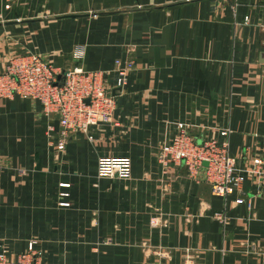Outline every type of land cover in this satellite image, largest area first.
Wrapping results in <instances>:
<instances>
[{"label": "crops", "instance_id": "crops-1", "mask_svg": "<svg viewBox=\"0 0 264 264\" xmlns=\"http://www.w3.org/2000/svg\"><path fill=\"white\" fill-rule=\"evenodd\" d=\"M6 2L0 72L25 51L58 67L107 70L110 82L116 58L134 66L114 122L91 126L92 139L75 133L61 152L48 137L58 120L39 100H0V245L17 254L36 239L48 264H264L255 181L214 195L185 164L158 158L177 122L198 140L229 128L238 165L264 151V0ZM100 155H128L130 176L98 177Z\"/></svg>", "mask_w": 264, "mask_h": 264}, {"label": "built area", "instance_id": "built-area-1", "mask_svg": "<svg viewBox=\"0 0 264 264\" xmlns=\"http://www.w3.org/2000/svg\"><path fill=\"white\" fill-rule=\"evenodd\" d=\"M11 1L7 0V8ZM82 55V48L75 50L76 57ZM133 66L132 60L116 58L113 68L115 77L110 82L107 70L85 69L81 65L58 67L35 51L13 53L7 58L4 71L0 72V100L15 96L39 100L43 114L58 120L57 128L50 126L48 137L56 150L61 152L75 133H85L92 139L89 132L91 126L114 122L116 96L126 85L128 72ZM176 126L177 131L160 146L158 158L163 165L167 166L170 162L185 164L189 175L208 182L214 195L226 196L238 191L245 179L255 181L256 193L264 192V151L238 165L229 152V128L220 129L222 139L206 135L198 140L188 131L187 123L177 122ZM131 163L128 155H100L96 175L128 178ZM61 184L68 186V183ZM60 194L66 196L68 192ZM236 200L250 205L243 194L238 195ZM60 204L68 205L69 202L64 200ZM212 216L222 222L228 220L225 211L215 210ZM150 223H157L155 216L151 217ZM0 264L48 263L43 259L37 240L31 239L27 248L17 254H12L8 246L1 244Z\"/></svg>", "mask_w": 264, "mask_h": 264}]
</instances>
